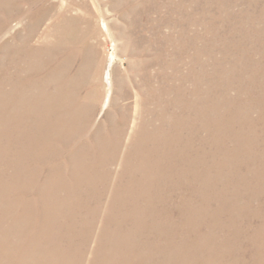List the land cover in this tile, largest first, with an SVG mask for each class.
I'll use <instances>...</instances> for the list:
<instances>
[{"label": "bare ground", "instance_id": "1", "mask_svg": "<svg viewBox=\"0 0 264 264\" xmlns=\"http://www.w3.org/2000/svg\"><path fill=\"white\" fill-rule=\"evenodd\" d=\"M180 4L204 30L152 41L134 113L90 133L61 67L86 3L0 0V34L15 14L26 31L0 43V264H264V12Z\"/></svg>", "mask_w": 264, "mask_h": 264}, {"label": "rangeland", "instance_id": "2", "mask_svg": "<svg viewBox=\"0 0 264 264\" xmlns=\"http://www.w3.org/2000/svg\"><path fill=\"white\" fill-rule=\"evenodd\" d=\"M77 1H84L86 6H84L83 11L81 9L78 10V8L76 9V7H72L69 15H82L81 19L83 18L84 22H78L77 26L73 27L72 32L78 36V40H75L73 44L66 47L67 50H69L66 53L67 58L65 55L61 57V67H65L63 69L65 72L64 80H66V82L71 83L75 79V81H73L74 84H76L75 90L78 89L76 90L77 95L75 102L77 103L76 105H78L77 108L79 107V109L76 108V114L81 115L85 106H90L91 108L90 112L93 116V121L89 131L90 133H94L97 130L96 128L103 123L106 124L105 126L107 127V122L109 123L117 118L119 116L118 112H120L121 109L129 108L131 114L132 112L134 113L135 107L137 106V92L139 88H141L140 73L142 72H140L141 69L138 66L142 60H152L155 57V51L153 49L154 44L152 41H157L159 45L164 37L169 36L171 42L169 44L163 43L166 50L170 49L171 51L169 46L177 43L176 39L180 31L182 33L183 29L186 28V31H191L192 29L201 33L202 30H204V23L202 22V26L199 27H191L188 23H186L185 27L178 25L180 15H176L178 12L172 13L170 7H173L175 4H180V0ZM246 1L248 0H241V2L238 0H226V2L230 4V7H228V9L230 8L229 13L236 14L238 12L237 14H239L242 10L264 12V0H256L258 2L256 7L249 6ZM232 2L237 4L235 5L234 3V5H231ZM193 3L195 4L196 0H191V2L190 0H185L183 5L180 4V7L184 9V13L188 14L196 9V7L194 8L196 5ZM217 6V4H211L209 7L210 12L219 15L217 11L220 10H218L219 8ZM24 7L26 6L21 5V10H25ZM199 8L197 6L196 9L199 15H201L200 12L202 10L204 12L208 9L206 5H201ZM15 15L18 16L17 14ZM16 16L10 21L8 24L9 26L7 25L4 28L2 34H0V43L3 41L17 42L18 39L15 38L17 35L24 36L26 34L25 29L19 26L20 24L17 25L18 21L16 19H18V17ZM198 16L193 14L192 18ZM87 22H89L90 25L92 24L91 27L93 28L88 27ZM219 22L221 21L217 20L216 22L217 28H219L217 31L222 30ZM254 28L264 30V23L251 25V29ZM227 29L228 25L222 30L223 35ZM48 30L49 29H46L44 26L38 30V34L32 42L34 48H51L53 40ZM85 32L86 34H84ZM218 39L216 40V47L219 45L218 47H221V49L215 47V50H217L215 51V56H222L220 51L225 46L228 45L230 48L235 45V43L229 45L230 40L227 41L222 37ZM238 39L239 37L237 40ZM142 48L144 51L146 50L145 53L142 52ZM228 52H230V54L233 53L231 48ZM1 56L2 53L0 52V57ZM64 63L66 65H64ZM151 71L156 72V67H152ZM107 74L109 75L108 78ZM50 89L49 87L48 92L51 91ZM91 95L92 97L90 98ZM79 102L83 105H80ZM253 116L256 117L257 114L254 113ZM129 125L128 131H132L134 126L132 123ZM94 129L96 130L94 131ZM213 206L215 207V205Z\"/></svg>", "mask_w": 264, "mask_h": 264}]
</instances>
